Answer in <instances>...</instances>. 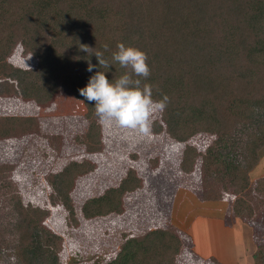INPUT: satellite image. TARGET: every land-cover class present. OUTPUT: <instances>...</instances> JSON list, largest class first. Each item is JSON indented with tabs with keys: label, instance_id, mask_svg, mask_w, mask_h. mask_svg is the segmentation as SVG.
I'll list each match as a JSON object with an SVG mask.
<instances>
[{
	"label": "trees",
	"instance_id": "1",
	"mask_svg": "<svg viewBox=\"0 0 264 264\" xmlns=\"http://www.w3.org/2000/svg\"><path fill=\"white\" fill-rule=\"evenodd\" d=\"M118 43L147 54L150 75L145 82L153 85V99L169 97L161 123L153 122L151 130H164L179 142L199 132L213 135L204 153L186 146L183 157L192 154V162L201 157L205 199L219 197L216 184H222L221 189L232 186L235 213L243 219L251 216L254 207L246 172L264 153V0H0V95H18L45 105L58 92L69 93L84 105L88 122L84 145L96 151L99 125L91 116L95 105L78 90L96 71L106 70L80 45L104 51L107 44L109 51L104 54L110 57ZM16 44L36 59L34 67L22 69L8 61ZM89 62L96 65L92 72L87 71ZM124 71L114 63L105 75L114 82ZM16 121V116L0 117V137ZM232 147L237 148L243 167L233 163ZM70 165L58 177L47 178L72 216L68 193L73 178L93 166ZM130 171L116 187L87 198L80 207L82 216L120 213L123 194L139 186ZM10 197L18 237L13 248L16 254L28 255L37 248L30 238L40 229L46 210L22 204L15 194ZM180 245L171 229L148 230L126 237L105 264H173ZM251 258L253 264H264V243Z\"/></svg>",
	"mask_w": 264,
	"mask_h": 264
},
{
	"label": "rangeland",
	"instance_id": "2",
	"mask_svg": "<svg viewBox=\"0 0 264 264\" xmlns=\"http://www.w3.org/2000/svg\"><path fill=\"white\" fill-rule=\"evenodd\" d=\"M7 59L22 69L36 63L18 44ZM52 99L41 105L18 95H0V117L17 118L9 133L0 137V167H9L0 168V264H105L126 237L150 229H171L180 237L183 246L176 264H253L251 254L264 243V153L246 172L254 209L243 219L234 211L232 186L221 189L223 185L216 184L219 197L205 199L200 185L201 157L193 162L192 154L183 157L186 146L204 153L213 135L199 132L181 142L164 130L142 136L115 126L106 128L94 113L99 148L92 152L84 145L88 122L82 101L63 91ZM160 115L154 114L152 123H161ZM236 151L232 147L233 163L238 161L243 167ZM73 162L83 166L88 162L93 167L73 178L68 193L70 216L47 177H58ZM128 170L134 179L144 181L140 192L134 196L124 193L120 213L84 218L81 204L117 186ZM11 194L24 205L46 210L40 229L30 238L37 248L28 255L16 254L13 248L18 237Z\"/></svg>",
	"mask_w": 264,
	"mask_h": 264
},
{
	"label": "clouds",
	"instance_id": "3",
	"mask_svg": "<svg viewBox=\"0 0 264 264\" xmlns=\"http://www.w3.org/2000/svg\"><path fill=\"white\" fill-rule=\"evenodd\" d=\"M80 48L89 56L94 54L99 67L106 70L96 71L86 86L78 90L85 101L94 103L98 123L106 128L115 126L142 136L150 135L152 117L165 110L169 97L153 99V85L145 82L150 75L147 54L124 43H118L110 57L104 54L109 51L107 44L103 45L104 51L87 45ZM114 63L125 71L113 82L105 73ZM95 67L89 62L87 71L92 72Z\"/></svg>",
	"mask_w": 264,
	"mask_h": 264
},
{
	"label": "crops",
	"instance_id": "4",
	"mask_svg": "<svg viewBox=\"0 0 264 264\" xmlns=\"http://www.w3.org/2000/svg\"><path fill=\"white\" fill-rule=\"evenodd\" d=\"M55 96H56V94H55ZM55 96H54V97H55ZM54 97H53V98H54ZM52 100H53V99H52ZM52 100H51V101H52ZM51 101H50V102H51ZM118 182H120V179L118 180ZM118 182H117V184H119ZM111 185H114V184H111ZM115 186H116V185H115ZM115 186H113V187H115ZM143 187H144V181H143V180H139V186H138V187H136V188H134V189H132V190H128V191H126V192H132V193H135V194H133V196H134V195H137L138 192H140V189H142ZM103 192H104V190H103ZM136 193H137V194H136ZM123 195H124V194H123ZM122 202H123V196H122ZM83 203H84V202H83ZM83 203H82V204H83ZM82 204H81V205H82ZM79 210H80V209H79ZM150 230H152V229H150ZM179 239H180V237H179ZM180 243H181V245H180V248H179L178 253L180 252V250L182 249V246H183V242L181 241V239H180ZM178 253L175 255V258H174V262H173V264H176V263H177V257H178V255H179ZM114 256H115V255H114ZM176 256H177V257H176ZM82 263H87V262L84 261V262H82Z\"/></svg>",
	"mask_w": 264,
	"mask_h": 264
}]
</instances>
